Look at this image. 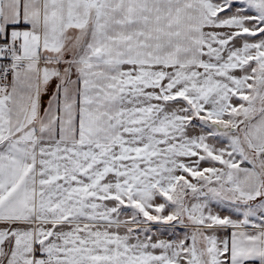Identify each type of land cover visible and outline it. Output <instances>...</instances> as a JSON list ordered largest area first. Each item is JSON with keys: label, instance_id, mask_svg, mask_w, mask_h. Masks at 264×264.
Returning <instances> with one entry per match:
<instances>
[{"label": "snow or ice", "instance_id": "1", "mask_svg": "<svg viewBox=\"0 0 264 264\" xmlns=\"http://www.w3.org/2000/svg\"><path fill=\"white\" fill-rule=\"evenodd\" d=\"M0 264H264V0H0Z\"/></svg>", "mask_w": 264, "mask_h": 264}]
</instances>
